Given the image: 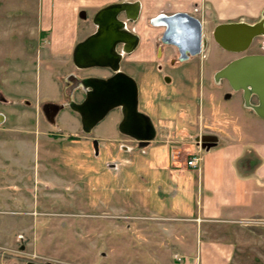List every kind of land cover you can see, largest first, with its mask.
Segmentation results:
<instances>
[{"label": "rangeland", "instance_id": "1", "mask_svg": "<svg viewBox=\"0 0 264 264\" xmlns=\"http://www.w3.org/2000/svg\"><path fill=\"white\" fill-rule=\"evenodd\" d=\"M205 20L212 45L204 56L212 60L202 76L206 80L191 72L186 79L173 75L169 85L141 75L142 108L167 127L149 145L130 151L109 144L120 137L118 108L92 130L101 144L96 153L88 139L68 137L84 135L76 112L62 111L52 126L40 111L44 102L63 101L58 94L69 73L108 72L78 70L69 60L51 66L43 54L42 60L28 54L19 60L0 38V94L6 100L0 99V264H217L205 261L211 249L206 241H218L219 235L198 231L193 219L201 205L199 180L193 170H175L172 159L196 152L193 140L200 129L216 134L220 126L258 127L245 117L264 121L244 107L241 92L213 84L212 73L243 54L219 48L211 32L222 20ZM158 30L162 34L163 28ZM262 45L263 37L255 39L244 55L264 54ZM133 69L123 65L128 75ZM252 103H257L255 97ZM166 130L172 133L166 135ZM261 220L254 216L248 226L262 228ZM215 225L203 224L210 230ZM230 227L218 232L220 241L236 244L227 264H264V246L255 241L258 233Z\"/></svg>", "mask_w": 264, "mask_h": 264}, {"label": "crops", "instance_id": "2", "mask_svg": "<svg viewBox=\"0 0 264 264\" xmlns=\"http://www.w3.org/2000/svg\"><path fill=\"white\" fill-rule=\"evenodd\" d=\"M119 2L140 4L139 26L146 43L128 56V61L143 62L154 61L157 49L160 54L157 40L161 33L158 28L147 25L154 18L185 14L188 18L202 20L205 26V18L222 20L218 24H255L258 20L252 22L249 19L259 18L264 7V0H0V38L15 50L19 60L25 59L27 54L36 55L42 60L43 54L51 66L58 65L70 61L76 44L95 32V14L100 9ZM127 28L134 31L135 27L127 24ZM205 37L211 51L212 45L208 37ZM11 38L16 40L12 41ZM43 50H46L45 53ZM164 50L167 60L174 57L175 50L171 46L165 45ZM204 60L212 61L208 57L197 61L202 64ZM194 67L192 65L190 69ZM201 68L209 71L208 67ZM199 118L203 119L201 116ZM245 118L258 127L243 129L220 126L219 131L214 134L218 137V144L208 151L201 150L202 162L199 169L187 166L184 158L180 162L175 161V170H193L199 180L201 205L198 215L193 218L198 224L197 230L213 231L219 235L218 241H206V246L211 248L205 258L206 262L218 264L221 259V263L227 264L234 255L236 244L232 240L228 243L220 241L222 235L218 232L230 226L233 230L236 225L249 228L247 220L254 216L262 219L260 223L263 226L255 230L250 227L249 230L258 233H255V241L259 246H264V124L252 116ZM200 130L194 140L205 133ZM183 134L187 136V133ZM198 151L197 146L196 152ZM176 177L178 178L177 175ZM208 222L216 224L212 230L203 226ZM261 262L264 263V259Z\"/></svg>", "mask_w": 264, "mask_h": 264}, {"label": "water", "instance_id": "3", "mask_svg": "<svg viewBox=\"0 0 264 264\" xmlns=\"http://www.w3.org/2000/svg\"><path fill=\"white\" fill-rule=\"evenodd\" d=\"M139 10L138 2H119L106 6L95 14L93 24L96 30L76 44L73 63L79 69H109L113 75L109 78L83 79L81 84L88 89L85 99L81 102L71 101L68 106L79 115L85 133H90L112 110L121 108L123 120L119 125L120 131L141 141L142 145H147L156 137L155 128L151 119L138 110L135 79L120 69L123 56L133 52L139 44V36L126 25V21L137 20ZM121 16L126 20H122ZM154 24L163 25V42L177 48L180 54H195L200 51V25L193 18H188L185 14L159 16L155 18ZM260 36H264V20L255 24H218L213 33L215 42L231 53L246 52ZM215 79H226L234 91H241L244 106L264 119V54H246L230 61L217 71ZM253 97L257 99L255 104L252 103ZM61 108L56 103L44 105V112L51 110V117L47 116L51 124H55ZM0 118L4 119L3 115L0 114ZM195 142L202 150L208 151L218 144V137L203 134ZM27 264L37 263L29 261Z\"/></svg>", "mask_w": 264, "mask_h": 264}, {"label": "flooded vegetation", "instance_id": "4", "mask_svg": "<svg viewBox=\"0 0 264 264\" xmlns=\"http://www.w3.org/2000/svg\"><path fill=\"white\" fill-rule=\"evenodd\" d=\"M122 17L123 16H121V19L122 20H126V18H124V17L122 18ZM193 19L196 20V21H198L199 22V25H200V29H199L200 30V39H201L200 51L198 53H195V54L187 53L185 55H182V54H180V52H179V50L177 48L171 46L172 48H174L175 54L173 55L174 57H172L170 60H167V57H166L167 55H166L165 50H164V46L165 45H168L165 42H163V34H164V31H165V28L163 27V25L154 24V20L155 19L152 22H150V24H149L150 27H153V28H163L164 29L163 32H162V34L160 35V37L157 40V44H158L157 47H160V54H159V50L157 49L156 50V54H155V60L154 61H150V62H143V61H139V60L138 61H136V60L128 61V56L134 54V52H136L137 50H139L142 47V45L146 43V40L143 38V34H142L143 33V30H141V28L139 26L140 25V22H139L140 21V18H137V20L134 21V22L126 21V25L127 24H133V26L135 27L133 32L136 33L139 36V44L135 48V50H133V52H131L130 54H126V55L123 56V59H122V61L120 63V69L123 71V65H126V63H128V65L130 64V66L134 68L132 74L129 75V76L133 77L135 79L136 83H137V88H138V110H139V112L147 115L151 119V121L153 123V126L155 128V131H156V136L160 132L163 133V130L167 126H165L163 123H160L159 120L156 119L149 111H146V110H144L142 108V105H141L142 104V101L140 100L141 99V97H140V86H139L140 85L139 84L140 83V77H141V75L145 74L146 76H149L151 78H154L156 80V83L157 84H158V82H161V83H164V84H165V82H167V83H169V85H173V83H174V81H173L174 80L173 75L176 76V77H178V79H186V77L189 75V73L193 72L194 75L196 73H198L199 80L201 81L202 76H204V71L201 70L202 69L201 67H203V66L210 67L212 64H211V61H209V60H204L202 64H200L199 61H197L199 58H202V57H204L206 55V52L208 50V47H207V44L208 43L205 40V38H206L205 37V35H206L205 34V32H206L205 31L206 26L204 25V22L202 20H200V19H197V18H193ZM260 20H264V7L261 10V13H260V16H259V20L257 22H259ZM192 23L194 25V29H196V26H195L194 22H192ZM216 26L213 28V30L211 32L212 39H213L214 42H215V40H214V37H213V33H214V29L216 28ZM260 37H263L264 38V36H260ZM260 37H257V38H260ZM148 41L150 42V39L149 38H148ZM168 46H170V45H168ZM261 47H262V49H264V46L263 45ZM219 48H221V47L219 46ZM224 51H226V50H224ZM244 53H236V54H243L244 55ZM243 55H241V56H243ZM241 56H239V57H241ZM70 63H73V55H72V59L70 60ZM146 63H150V67L149 68L145 67V64ZM228 63H226L225 65H227ZM73 65H74V63H73ZM192 65L195 66L194 69H193V71L190 70V67H192ZM225 65H223L221 68H223ZM196 67L198 69H196ZM75 68H77V67L75 66ZM77 69L78 70H86V71L87 70H93V69H99L101 71L105 70L106 72L109 73V75H93V74L92 75H89L88 74V75H85V76L78 77L76 75V73H73V72L69 73L64 78V81H65L64 88L62 90H60L59 91V94H58L59 97L60 96L63 97V101H61V102L47 101V102H44V103L41 104L40 111L42 112V115L44 116L45 120L48 123H50L49 120H48V117L49 116L51 117V110L48 109L47 112H44L43 111V107H44L45 104H47V103H56V104H59V105L62 106V108L60 109V111L58 112V114H57V116L55 118V120L57 121V117L60 115V113L62 111H64V110H70V111H72L69 108V106H68L71 101L81 102V101H83L85 99L86 93H87L88 89H85L82 86L81 81L83 79L90 78V77L109 78V77H111L113 75V72L111 70L105 69V68L94 67V68H87V69H79V68H77ZM220 69H218V70H220ZM218 70H216L214 73H212L211 79L214 82L213 84H215L216 86H220V87L228 86L231 91H234L232 89V87L230 86L229 82L226 79H221L219 81H217L215 79V74L217 73ZM204 78L205 77H203V79H202L203 81L206 80ZM164 84H161V87L163 89H165ZM220 87H218V88H220ZM235 92H241V91H235ZM158 94H159L158 97H160V95L162 94V92L159 91ZM165 94H166V92H165ZM165 94H164V91H163V95H165ZM76 95L80 96L81 99H78ZM241 95L243 97L242 92H241ZM168 97H169L168 95L167 96L165 95V99L168 98ZM177 97L179 98V96H177ZM178 98H171L170 100L171 101H174V102H178L179 104H181V101H179L180 99H178ZM0 99L3 102L6 101L5 98L1 94H0ZM165 101L167 102V100H165ZM182 102H184V101H182ZM190 102L191 103L193 102L192 104H195V101H190ZM158 103H160V102H157V104ZM195 106H197V105H195ZM118 109L121 110V108H118ZM121 113H122V111H121ZM197 118H199V117H197ZM122 120H123V115H122L121 122H122ZM0 121L3 122L4 119L0 118ZM56 121H55V124H52V126H55L56 125V123H57ZM120 123L117 126V131H118V134H119L120 137L118 138V140H113V141L110 140L109 141V144L111 146L114 145V146H116L118 148L125 149V151H127V150L130 151V150H134V149L135 150L136 149H140V148L145 147V146H147V145L150 144L149 143L147 145H142L141 144L142 143L141 141H138L135 138L130 137V136L122 133L120 131V128H119ZM81 130L84 133L83 136H77L76 134L75 135H70V136H68L69 139H72V138L75 139V138H78V137H80L81 139H88V143L90 145L93 144L94 153H96V151H95V148H96L95 147V144L97 145V148H96V150H97L99 148V146L101 145L100 144V141L91 135L92 134V131L90 133H85L83 131L82 124H81ZM175 131H176V129L174 127L173 134H175ZM165 132H166V135L172 133L169 130H166ZM204 134H210V133H204ZM165 141H167L169 144L170 143L175 144L174 141H168L167 139ZM193 142H194V144H196L195 140H193ZM176 144H178V146H180L182 144V142L181 141H176ZM172 161L180 162L181 161L180 154H179L178 158L176 157V159L174 158V159H172Z\"/></svg>", "mask_w": 264, "mask_h": 264}, {"label": "built area", "instance_id": "5", "mask_svg": "<svg viewBox=\"0 0 264 264\" xmlns=\"http://www.w3.org/2000/svg\"><path fill=\"white\" fill-rule=\"evenodd\" d=\"M201 148L199 146V151L196 153H188L184 157V159L187 157L186 165L189 167H192L194 169H199L202 162V156H201Z\"/></svg>", "mask_w": 264, "mask_h": 264}, {"label": "trees", "instance_id": "6", "mask_svg": "<svg viewBox=\"0 0 264 264\" xmlns=\"http://www.w3.org/2000/svg\"><path fill=\"white\" fill-rule=\"evenodd\" d=\"M251 110V109H250ZM251 111H253V110H251ZM254 112V111H253Z\"/></svg>", "mask_w": 264, "mask_h": 264}, {"label": "bare ground", "instance_id": "7", "mask_svg": "<svg viewBox=\"0 0 264 264\" xmlns=\"http://www.w3.org/2000/svg\"><path fill=\"white\" fill-rule=\"evenodd\" d=\"M218 87V86H217ZM156 127V126H155Z\"/></svg>", "mask_w": 264, "mask_h": 264}]
</instances>
